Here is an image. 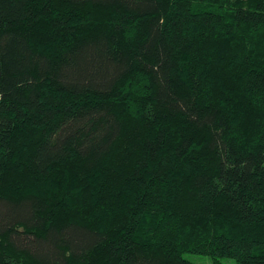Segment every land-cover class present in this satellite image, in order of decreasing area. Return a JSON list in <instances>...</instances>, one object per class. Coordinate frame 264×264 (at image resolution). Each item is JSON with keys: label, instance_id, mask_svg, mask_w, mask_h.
<instances>
[{"label": "trees", "instance_id": "1", "mask_svg": "<svg viewBox=\"0 0 264 264\" xmlns=\"http://www.w3.org/2000/svg\"><path fill=\"white\" fill-rule=\"evenodd\" d=\"M264 264V0H0V264Z\"/></svg>", "mask_w": 264, "mask_h": 264}, {"label": "rangeland", "instance_id": "2", "mask_svg": "<svg viewBox=\"0 0 264 264\" xmlns=\"http://www.w3.org/2000/svg\"><path fill=\"white\" fill-rule=\"evenodd\" d=\"M185 257L191 259L195 264H214L213 260L206 255L195 254L187 252L184 254ZM228 264H236L234 259H224Z\"/></svg>", "mask_w": 264, "mask_h": 264}]
</instances>
